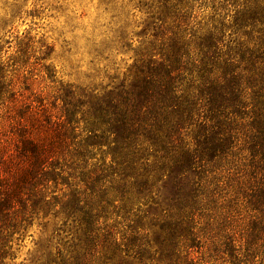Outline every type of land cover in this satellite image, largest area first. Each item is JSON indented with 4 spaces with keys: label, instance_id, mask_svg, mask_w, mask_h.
Returning a JSON list of instances; mask_svg holds the SVG:
<instances>
[{
    "label": "trees",
    "instance_id": "obj_1",
    "mask_svg": "<svg viewBox=\"0 0 264 264\" xmlns=\"http://www.w3.org/2000/svg\"><path fill=\"white\" fill-rule=\"evenodd\" d=\"M138 6L119 82L0 67V264H264V0Z\"/></svg>",
    "mask_w": 264,
    "mask_h": 264
},
{
    "label": "rangeland",
    "instance_id": "obj_2",
    "mask_svg": "<svg viewBox=\"0 0 264 264\" xmlns=\"http://www.w3.org/2000/svg\"><path fill=\"white\" fill-rule=\"evenodd\" d=\"M138 1L0 0V67L5 79L22 78L32 69V87L38 93L60 82L98 88L119 82L136 61L141 40L137 32L147 17ZM39 235L34 224L15 245L17 264L35 262Z\"/></svg>",
    "mask_w": 264,
    "mask_h": 264
}]
</instances>
